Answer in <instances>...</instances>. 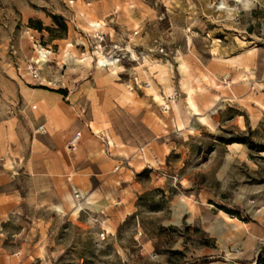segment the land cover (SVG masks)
Wrapping results in <instances>:
<instances>
[{"label":"rangeland","instance_id":"1","mask_svg":"<svg viewBox=\"0 0 264 264\" xmlns=\"http://www.w3.org/2000/svg\"><path fill=\"white\" fill-rule=\"evenodd\" d=\"M83 84L105 91L102 126L78 118L68 137L96 139L99 190L38 176L36 197L0 214V264H255L264 0H0V194L29 180L12 178V146L44 131L26 91L92 117Z\"/></svg>","mask_w":264,"mask_h":264},{"label":"crops","instance_id":"2","mask_svg":"<svg viewBox=\"0 0 264 264\" xmlns=\"http://www.w3.org/2000/svg\"><path fill=\"white\" fill-rule=\"evenodd\" d=\"M181 78H184V74L179 79ZM181 81L179 80V83ZM77 94L81 95L83 100L85 98L86 102L90 101V105L93 106L94 116L85 117L81 116L80 113L73 115L70 110L73 105L66 104L51 91H26L24 101L28 104L36 103L38 106L39 122L42 124L44 131L43 133H34L32 135L28 133L29 138L22 133L15 145L12 146V151L17 156L16 170L12 174V178L22 173L29 180L24 184L15 185L13 190L7 193L0 194V214L7 213L13 207L21 204L23 200L25 201L22 191L29 196L28 200L30 202L33 197H36L39 189L38 176H45L49 179V184L53 190L64 188L61 184L71 180L74 182L75 188L83 191L86 199L94 198L99 189L95 188L92 183L95 179L99 183L103 180L100 177L103 171L97 168L96 170L93 169L95 168L93 161L96 158L94 154H96L98 148L96 139H90V134L84 129L80 131V137L77 141L78 145L73 148L75 150L78 147L79 152L83 154L84 163L79 168L80 170L75 169V161L71 162L69 160L70 149L66 148V143L67 139H69L68 134L71 132V128L78 126V118H80L79 121L83 120L85 123L81 125L93 123L97 126H102V116L99 115L96 109L100 112L102 108L101 100H104L105 91L102 86L96 85L88 88L83 84V86L78 88ZM72 95L74 94H69V96ZM94 96L96 97L95 99H93ZM100 113L102 114L103 112ZM47 128H50L53 133L48 132ZM64 130H67L65 132L67 135H59ZM107 138L110 139V136H107ZM107 142L110 144L111 141L109 142L108 140ZM9 180L7 179L6 181Z\"/></svg>","mask_w":264,"mask_h":264},{"label":"built area","instance_id":"3","mask_svg":"<svg viewBox=\"0 0 264 264\" xmlns=\"http://www.w3.org/2000/svg\"><path fill=\"white\" fill-rule=\"evenodd\" d=\"M99 37V36H98ZM102 40V36L99 37V41ZM31 76L32 77H37L38 76V72H37V69H33L32 72H31ZM80 136V132L79 131H76L71 137L70 139L68 140V146L69 147H74L75 144L77 143L78 141V138Z\"/></svg>","mask_w":264,"mask_h":264},{"label":"trees","instance_id":"4","mask_svg":"<svg viewBox=\"0 0 264 264\" xmlns=\"http://www.w3.org/2000/svg\"><path fill=\"white\" fill-rule=\"evenodd\" d=\"M255 264H264V249H261L258 252L257 260Z\"/></svg>","mask_w":264,"mask_h":264},{"label":"bare ground","instance_id":"5","mask_svg":"<svg viewBox=\"0 0 264 264\" xmlns=\"http://www.w3.org/2000/svg\"><path fill=\"white\" fill-rule=\"evenodd\" d=\"M91 25H92V24H91ZM41 56H42V57H45L46 55H45V53L43 52V53H41ZM98 61H99V62H102V61H103V58L100 57ZM69 194H70V193H69Z\"/></svg>","mask_w":264,"mask_h":264}]
</instances>
